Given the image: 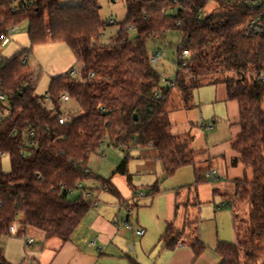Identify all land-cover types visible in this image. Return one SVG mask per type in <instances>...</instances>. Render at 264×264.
I'll list each match as a JSON object with an SVG mask.
<instances>
[{"label": "trees", "instance_id": "1", "mask_svg": "<svg viewBox=\"0 0 264 264\" xmlns=\"http://www.w3.org/2000/svg\"><path fill=\"white\" fill-rule=\"evenodd\" d=\"M209 1L125 0L126 14L116 34L103 42V31L116 22L101 17L100 0L69 6L60 0H0V45L9 27L21 20L28 22L29 41L9 58L0 55V93L9 109L0 121V152L7 153L10 161L8 171L0 167V242L18 220L41 229L46 237L69 239L92 203L82 183L99 178L101 187L110 185L85 172L90 157L101 154L104 142L125 153L114 172L128 180V151L133 147L153 148L166 176L194 163L191 137L171 131L172 91L187 108L192 88L223 83L226 98L238 104L239 130L231 143V163L244 165L243 174L232 179L231 200L224 204L246 201L248 225L238 235L232 209L236 241H217L218 264H264V37L248 33L251 12L246 8L232 0H214L223 10H209ZM128 28L135 30L133 39ZM169 28L179 31L177 50L185 49L188 55L178 56L173 79L162 83L150 62V55L159 49H148L146 42ZM49 40L70 47L82 78L70 72L54 75L40 96L34 93L35 76L28 60L34 45ZM62 93L80 109L66 124L41 103L47 95L60 114L71 115L61 110ZM209 169L195 168V181H204ZM76 189L82 190L79 195L68 197ZM158 189L153 183L148 193ZM109 190L114 191L112 185ZM180 231L168 224L162 244L174 248ZM191 248L197 256L206 244L196 238ZM0 264H13L2 246Z\"/></svg>", "mask_w": 264, "mask_h": 264}, {"label": "crops", "instance_id": "2", "mask_svg": "<svg viewBox=\"0 0 264 264\" xmlns=\"http://www.w3.org/2000/svg\"><path fill=\"white\" fill-rule=\"evenodd\" d=\"M102 151L104 157L103 145L100 153ZM124 154L119 149L110 167L103 168L99 164L100 173L88 167L93 176L108 180L114 191L109 190L110 185L101 187L99 178H89L82 183L92 203L69 239L46 237L18 220L14 223L15 232L3 238L6 259L13 264H218L217 241H236V232L234 230L233 240L204 241L200 233L203 219L199 215L203 201L198 199L199 182L195 181L194 171L193 182L167 187L164 182L167 176L155 150L149 146L133 147L128 151V180L125 175L114 172ZM95 155L100 157L101 154ZM234 177L238 176L231 180ZM153 183H157L159 189L150 194L148 189ZM81 191H72L73 198ZM213 192L227 193L218 184L214 185ZM222 197L220 207L227 198ZM170 223L181 230L178 243L172 249L166 248L160 240ZM138 227L144 229L142 235L135 232ZM25 237L32 238L33 242L26 245ZM196 238L206 244L197 256L191 248Z\"/></svg>", "mask_w": 264, "mask_h": 264}, {"label": "rangeland", "instance_id": "3", "mask_svg": "<svg viewBox=\"0 0 264 264\" xmlns=\"http://www.w3.org/2000/svg\"><path fill=\"white\" fill-rule=\"evenodd\" d=\"M100 15L102 18H112L116 23L110 24L102 33V41H112L118 30V22L122 21L125 14V0H100ZM80 0H60L64 6L79 4ZM209 10L220 11L223 7L216 6L214 0L208 4ZM28 22L21 20L9 32L8 40L0 45V55L11 57L16 51L28 46ZM130 39L135 36V30L128 28ZM180 33L175 28H169L164 35H152L147 39L148 49L158 48L160 51L159 61L155 68L158 70L161 82L165 83L174 77L177 67V58L180 53L177 50ZM28 65L30 71L35 76L34 93L44 95L52 76L74 70L72 76L81 79L80 64L70 47L62 41H47L32 47ZM173 110L170 112L172 122L171 131L180 137H191L190 147L195 149L194 163L181 166L172 175L165 179V185H187L194 180L193 171L195 168L211 167L216 170L218 179H206L199 182L198 199L202 202L199 212L203 219L200 225V233L205 242L225 239H234V229L232 221V209L236 213L235 226L238 235H242L248 225V204L246 201L236 202L235 205L225 204L221 207L222 196L226 195L227 200L235 191L233 176L243 174L244 165L242 163L232 164L234 152L231 143L234 140L239 125L238 104L235 100L226 98V89L223 83L206 84L194 87L189 96L190 106L184 108L176 93L172 91ZM264 109V97L262 99ZM62 109L68 111L71 116L80 113V109L75 100L69 98L62 103ZM213 121V125L208 124ZM205 122L207 126H202ZM105 156L99 157L93 154L88 162V167L97 171V166L102 164L103 168L110 167L114 157L119 152V148L112 147L107 142L103 143ZM98 157L100 160H98ZM0 167L4 171L10 169V161L7 153H0ZM247 175L251 176V170L246 169ZM221 186L223 193H214V185ZM230 193V194H229ZM68 197L73 198L74 194L69 193ZM222 204V203H221ZM219 206V207H218ZM215 210V212H212ZM22 214L19 213V218ZM42 232L41 229L30 227ZM5 238V237H4ZM25 240V239H24ZM3 247L4 239L1 240Z\"/></svg>", "mask_w": 264, "mask_h": 264}, {"label": "built area", "instance_id": "4", "mask_svg": "<svg viewBox=\"0 0 264 264\" xmlns=\"http://www.w3.org/2000/svg\"><path fill=\"white\" fill-rule=\"evenodd\" d=\"M239 4L240 6L246 8L251 12V15L247 21L246 29L248 33L256 34L259 37H264V0H232ZM108 22H112V19H108ZM14 26L9 27V32L13 30ZM8 35L4 36L3 43L8 40ZM159 55L160 51H156L150 55V62L152 66H156L159 61ZM188 55L187 50H182L180 53V57H186ZM25 59H22V62H24ZM185 62H183L184 64ZM74 73V70L70 71V74ZM93 73H90V76H92ZM30 81L34 80L32 77L29 78ZM261 79L264 80V75H261ZM164 83V82H163ZM61 100H67L69 99V96L67 93H62L60 96ZM41 103L53 114L57 115L58 122L61 124H66L70 122L72 116L67 114H60L59 110H56L53 106V104L49 101V97L46 95L42 98ZM61 110L64 111V109L61 108ZM8 107L6 103V97L3 93H0V121L4 119V117L8 114ZM66 111V110H65ZM213 121L208 124V127H211L213 124ZM202 126H207L205 122L202 123ZM27 144L31 145L32 142L29 141ZM4 153V152H0ZM23 155V152H21ZM103 156V151L101 152L100 157ZM85 172H90V169L88 167L85 168ZM204 176L206 179H218V175L215 169H209L204 172ZM87 196H90L89 193H87ZM9 232L13 233L15 232L14 224L9 226ZM135 232L138 235H142L144 233V229L141 227L135 228ZM33 242L32 238L25 237V243L26 245H29Z\"/></svg>", "mask_w": 264, "mask_h": 264}, {"label": "water", "instance_id": "5", "mask_svg": "<svg viewBox=\"0 0 264 264\" xmlns=\"http://www.w3.org/2000/svg\"><path fill=\"white\" fill-rule=\"evenodd\" d=\"M134 117H135V115H134Z\"/></svg>", "mask_w": 264, "mask_h": 264}]
</instances>
